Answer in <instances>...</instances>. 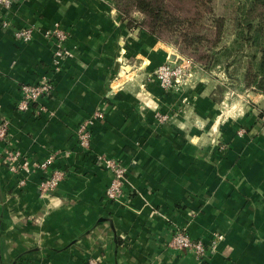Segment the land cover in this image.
<instances>
[{"label":"crops","instance_id":"0c3cea01","mask_svg":"<svg viewBox=\"0 0 264 264\" xmlns=\"http://www.w3.org/2000/svg\"><path fill=\"white\" fill-rule=\"evenodd\" d=\"M1 14L0 264H264V94L221 90L204 69V81L163 87L152 72L181 54L107 0H18ZM18 28L33 38L16 39ZM57 29L62 45L42 34ZM42 77L53 93L19 110L22 87ZM85 120L90 148L75 134ZM9 142L18 171L2 161ZM100 156L126 168L116 201ZM181 228L204 256L168 247Z\"/></svg>","mask_w":264,"mask_h":264},{"label":"trees","instance_id":"16d2710c","mask_svg":"<svg viewBox=\"0 0 264 264\" xmlns=\"http://www.w3.org/2000/svg\"><path fill=\"white\" fill-rule=\"evenodd\" d=\"M107 1L129 28L146 30L163 42L175 39L168 43L191 59L195 70L224 67L227 80L221 90L264 94V0H198L197 15L170 0ZM207 27L217 28L213 33ZM116 242L121 244L119 236Z\"/></svg>","mask_w":264,"mask_h":264},{"label":"built area","instance_id":"2783aa9c","mask_svg":"<svg viewBox=\"0 0 264 264\" xmlns=\"http://www.w3.org/2000/svg\"><path fill=\"white\" fill-rule=\"evenodd\" d=\"M18 0H0V9L9 10ZM10 28V22L2 14L0 15V30ZM42 34L45 37H50L55 40L58 44L62 45L66 42L68 34L63 30L57 29L52 31L43 30ZM13 35L16 39L22 41H30L34 36V30L32 28H18L14 29ZM64 50H58L57 55L63 53ZM59 69V61L56 64V70ZM196 71L193 68V61L183 56H178L175 62H166L157 66L152 72V76L160 82L165 88H170L174 84L179 85H192L196 80ZM24 95L18 103L19 110H27L42 96H49L53 93L54 82L46 77H42L37 82L24 85L22 87ZM167 116H161V119H166ZM92 120H85L80 123L75 130L76 137L80 145L84 148H90L91 145V131L90 124ZM8 123L6 120L0 121V140L8 142ZM4 149L2 154V161L8 165L11 171H18L20 165L21 155L18 149L11 146ZM97 162L108 168L112 172V179L106 189V198L111 201H116L121 198L125 193V182H126V168L114 158L108 157H97ZM49 159L44 161L41 166L46 167ZM26 165V162L24 163ZM58 175H52L45 178L41 182V191L43 193L49 192L55 188L58 183ZM23 183V180L21 181ZM214 246V242L210 244ZM168 247L191 251L198 257H202L207 252L206 244L202 240H196L190 237L185 229H175L171 238L168 240ZM14 264H30L25 260H19ZM89 264H96L90 262Z\"/></svg>","mask_w":264,"mask_h":264},{"label":"rangeland","instance_id":"374dc122","mask_svg":"<svg viewBox=\"0 0 264 264\" xmlns=\"http://www.w3.org/2000/svg\"><path fill=\"white\" fill-rule=\"evenodd\" d=\"M171 1V3L174 5V6H176V7H178L179 9H182V8H184L185 6V8L187 9V11L190 13V14H192V15H197L198 14V0H170ZM212 28V31H213V33H214V31L216 30V28L217 27H207V29H206V32L209 30V29H211ZM229 37H227V38H225L226 40L228 39ZM170 41H168L169 43H172V42H174L175 43V39H172L171 40V37H169L168 38ZM224 39V40H225ZM168 42H165V43H168ZM168 43V44H169ZM173 44V43H172ZM171 44V45H172ZM174 46V45H173ZM175 47V46H174ZM197 57V56H196ZM220 67V68H219ZM224 67H221V66H217L216 68H214L213 70H212V72H217L218 73V76H220V78H222V80L223 81H226L227 79H226V74H224L225 72H224V69H223ZM224 72V73H223Z\"/></svg>","mask_w":264,"mask_h":264},{"label":"water","instance_id":"95a60500","mask_svg":"<svg viewBox=\"0 0 264 264\" xmlns=\"http://www.w3.org/2000/svg\"><path fill=\"white\" fill-rule=\"evenodd\" d=\"M207 72H205L203 70V68H199L197 71H196V77L199 81H204V77H207ZM103 220H106L110 223V226L112 227L113 230H115V226H114V223L112 221L111 218H103Z\"/></svg>","mask_w":264,"mask_h":264}]
</instances>
